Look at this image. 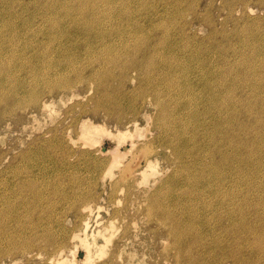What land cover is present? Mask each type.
Instances as JSON below:
<instances>
[{
  "label": "rangeland",
  "instance_id": "rangeland-1",
  "mask_svg": "<svg viewBox=\"0 0 264 264\" xmlns=\"http://www.w3.org/2000/svg\"><path fill=\"white\" fill-rule=\"evenodd\" d=\"M16 1L0 0V264H233L230 254L237 248L235 235L249 234L254 238V234L246 227L236 231L234 224L239 223L241 216L245 215L246 222L255 232L264 228V0ZM261 1L263 2L260 3ZM50 3L56 7V11L62 12L61 16L67 10V14L73 13L74 18L65 16L55 23L52 20L49 22V17L45 20L40 13L45 11ZM190 3L195 6L192 8ZM100 4L104 8H101ZM95 7L97 12H94ZM105 8L112 11V16H104L103 19L98 9L104 11ZM77 15L80 17L77 18ZM31 26L33 29L29 30ZM139 38L142 40L139 41ZM133 59L139 64H147L149 59V66L154 69L153 72L150 70L152 79L162 81L158 85L162 86L161 91L158 88L159 92H156L154 81L149 83L145 78L149 71L135 65ZM32 62L35 64H31ZM21 67L26 70L21 71ZM45 69L47 72L53 70L51 73H44L46 77L44 74L38 78L32 77V72H44ZM110 72L112 74H109ZM93 73L95 76H92ZM103 73H107L104 78L106 81L103 80L107 83L106 88L100 78ZM160 76L162 78L159 80ZM163 79L169 80L167 89H164L166 86L163 85ZM156 93L160 98H164L162 101H170L169 110L174 115L173 119L168 118L169 126L167 119L165 122V118L158 115L161 108H157L155 100L159 99V95ZM35 99H38V103L34 102ZM44 100H53L54 103L50 109L42 111L39 104ZM83 121L87 124H98L95 130L99 134L92 144L86 143L82 135ZM137 126L143 130L141 131L144 135L140 137V134L136 133L138 138L135 134L133 137L127 136L124 140L118 139V132L127 129L133 132ZM184 129L188 132L180 136ZM50 136H56L58 140ZM169 136L181 147L178 155L174 152L170 139L164 140V137L167 139ZM120 143L122 145H119ZM152 143L155 150L149 155L156 160L155 169L148 165L146 151L142 149L145 144ZM104 147L107 150L105 152L101 150ZM128 147L130 152L123 153ZM118 153L121 161L114 166V175H105L104 170ZM229 157L232 158L231 162ZM195 169L200 174H197ZM31 185L35 189L31 188ZM200 199H204V204L198 202ZM88 202L93 211L84 209V204ZM234 210L240 213H232L234 216L231 217L227 215ZM219 214H222L220 219ZM85 217L89 219L88 232L91 241H96L98 245H107L103 255H94L90 260H85L87 249L82 242L74 238L75 231H79L83 226ZM165 217L168 221H165ZM188 221H191V224ZM106 226L107 234H114L107 243L105 237L99 233V230H104ZM188 228L192 230L193 237L184 234ZM59 244L63 246L58 248ZM245 254L241 255L245 256L247 264H264V256H257L255 252Z\"/></svg>",
  "mask_w": 264,
  "mask_h": 264
},
{
  "label": "bare ground",
  "instance_id": "bare-ground-1",
  "mask_svg": "<svg viewBox=\"0 0 264 264\" xmlns=\"http://www.w3.org/2000/svg\"><path fill=\"white\" fill-rule=\"evenodd\" d=\"M14 1V0H13ZM16 1V0H15ZM32 1V0H31ZM42 1V0H41ZM46 1V0H45ZM48 1V0H47ZM65 2H66V0H64ZM77 0H75V2H76ZM82 1V0H81ZM104 1V0H103ZM123 1V0H122ZM122 1H120V2H122ZM125 1V0H124ZM131 1V0H130ZM135 1V0H134ZM166 1H168V0H166ZM172 1H174V0H172ZM182 1V0H181ZM199 1H201V0H199ZM241 1H243V0H241ZM246 1V0H245ZM250 1V0H249ZM258 1V0H257ZM17 2V1H16ZM38 2H39V0H38ZM49 2H51V1H49ZM54 2V1H53ZM61 2V1H60ZM71 2V1H70ZM74 2V1H73ZM72 2V3H73ZM91 2V1H90ZM89 2V3H90ZM98 2V1H97ZM106 2V1H105ZM108 2V1H107ZM129 2V1H128ZM151 2V1H150ZM163 2V1H162ZM170 2V1H169ZM168 2V3H169ZM193 2H195V1H193ZM247 2H248V0H247ZM263 1H261L260 3H262ZM11 3H13L12 1H11ZM31 3V2H30ZM37 3V2H36ZM47 3V2H46ZM62 3V2H61ZM80 3H82V2H80ZM79 3V4H80ZM88 3V2H87ZM95 3V2H94ZM100 3V2H99ZM116 3V2H115ZM123 3V2H122ZM132 3V2H131ZM130 3V4H131ZM148 3V2H147ZM156 3V2H155ZM160 3H161V1H160ZM159 3V4H160ZM231 2H229V4H230ZM25 4V3H24ZM27 4H28V2H27ZM51 4V3H50ZM68 4V3H67ZM96 4V3H95ZM118 4V3H117ZM179 4V6H180V3H178ZM191 4V3H190ZM233 4V3H232ZM9 5V4H8ZM17 5V4H16ZM15 5V6H16ZM41 5V4H40ZM43 5V4H42ZM63 5V4H62ZM74 5H75V3H74ZM105 5V4H104ZM103 5V6H104ZM110 5V4H109ZM114 5V4H113ZM112 5V6H113ZM119 6H120V4H118ZM123 5H124V3H123ZM161 5V4H160ZM168 5V4H167ZM172 5V4H171ZM194 5V4H193ZM248 5V4H247ZM1 6V5H0ZM14 6V7H15ZM31 6V5H30ZM38 6V5H37ZM45 6V5H44ZM43 6V7H44ZM100 6H101V4H100ZM107 6H108V4H107ZM114 6H116V4L114 5ZM126 6V5H125ZM163 6V5H162ZM195 6V5H194ZM194 6H192V4H191V7L193 8ZM198 6V5H197ZM232 6V5H231ZM17 7V6H16ZM65 7V6H64ZM80 7V6H79ZM86 7V6H85ZM89 7V6H88ZM106 7V6H105ZM111 7V6H110ZM129 7H131V6H129ZM133 7V6H132ZM143 7V6H142ZM145 7V6H144ZM147 7V6H146ZM190 7V6H189ZM204 8H205V6H203ZM230 7V6H229ZM236 7V6H235ZM2 8V7H1ZM18 8V7H17ZM16 8V9H17ZM101 8H104V7H102L101 6ZM114 8V7H113ZM118 8V7H117ZM134 8V7H133ZM150 8V7H149ZM152 8V7H151ZM155 8V7H154ZM167 8H169V7H167ZM171 8V7H170ZM177 8V7H176ZM184 8H186V7H184ZM199 8V7H198ZM211 8V7H210ZM252 8V7H251ZM9 9V8H8ZM19 9V8H18ZM23 9V8H22ZM130 9V8H129ZM135 9V8H134ZM147 9V8H146ZM146 9H144V10H146ZM191 9V8H190ZM208 9V8H207ZM240 9V8H239ZM247 9V8H246ZM5 10V9H4ZM44 10V9H43ZM114 10H115V8H114ZM143 10V9H142ZM149 10V9H148ZM147 10V11H148ZM202 10V9H201ZM232 10V9H231ZM234 10V9H233ZM19 11V10H18ZM22 11V10H21ZM40 11V10H39ZM67 10H65V12H64V14H63V16H61L62 15V12L59 10V12L58 11H56V7L55 6H53V4H51V5H49V6H47L46 8H45V11H43L42 13H40V15H41V17L42 18H44L45 20H47V18L49 17V22L52 20V22L54 21V23H55V21L57 22V21H61L60 19H63V18H65V16L67 17V18H69V19H73L74 18V14L72 13V14H67V12H66ZM80 11V10H79ZM97 12V7H95L94 8V12ZM162 11V10H161ZM184 11V10H183ZM182 11V12H183ZM188 11V10H187ZM194 11H195V9H194ZM193 11V12H194ZM244 11V10H243ZM28 12H30V11H28ZM56 12V13H55ZM93 12V13H94ZM98 12H100V17L101 18H103L104 19V16H106L105 18H107V16H112L111 15V12L109 11V8H105L104 9V11H99V9H98ZM126 12V11H125ZM145 12V11H144ZM192 12V11H191ZM208 12V11H207ZM233 12V11H232ZM232 12H230V13H232ZM5 13V12H4ZM61 13V14H60ZM130 13H132V12H130ZM148 13H149V11H148ZM158 13V12H157ZM198 13V12H197ZM233 13H235V12H233ZM232 13V14H233ZM79 14V13H78ZM86 14V13H85ZM99 14V13H98ZM127 14H129V13H127ZM138 14H139V12H138ZM168 14H170V13H168ZM21 15V14H20ZM51 15H54V17H52ZM80 15V14H79ZM93 15V14H92ZM96 15V14H95ZM94 15V16H95ZM122 15V14H121ZM143 15V14H142ZM142 15H141V17H142ZM162 15V14H161ZM206 15V14H205ZM244 15V14H243ZM153 16V15H152ZM260 16V15H259ZM17 17V16H16ZM80 16H78L77 15V18H79ZM114 17V16H113ZM128 17V16H127ZM144 17V16H143ZM204 17V16H203ZM211 17H212V14H211ZM14 18V17H13ZM83 18H84V16H83ZM87 18H88V16H87ZM132 18V17H131ZM153 18V17H152ZM169 18H171V16L169 17ZM249 18H250V16H249ZM7 19V18H6ZM11 19V18H10ZM38 19V18H37ZM212 19V18H211ZM236 19V18H235ZM30 20V19H29ZM39 20V19H38ZM91 20H92V18H91ZM123 20V19H122ZM125 20V19H124ZM129 20V19H128ZM139 20V19H138ZM153 20V19H152ZM161 20V19H160ZM184 20V19H183ZM186 20V19H185ZM204 20V19H203ZM206 20V19H205ZM212 20H214V19H212ZM225 20V19H224ZM223 20V21H224ZM237 20H239L238 18H237ZM245 20V19H244ZM258 20V19H257ZM32 21V20H31ZM111 21V20H110ZM173 21V20H172ZM195 21V20H194ZM193 21V22H194ZM219 21V20H218ZM222 21V20H221ZM248 21V20H247ZM264 21V20H263ZM37 22H40V21H37ZM52 22H51V24H52ZM79 22V21H78ZM122 22H124V21H122ZM129 22V21H128ZM169 22H170V20H169ZM174 22V21H173ZM227 22V21H226ZM226 22H225V24H226ZM234 22V21H233ZM240 22V21H239ZM18 23V22H17ZM23 23V22H22ZM28 23V22H27ZM43 23V22H42ZM84 23V22H83ZM95 23V22H94ZM120 23V22H119ZM139 23V22H138ZM167 23V22H166ZM223 23V22H222ZM41 24V23H40ZM50 24V23H49ZM59 24V23H58ZM124 24V23H123ZM134 24V23H133ZM155 24V23H154ZM159 24V23H158ZM168 24V23H167ZM169 24H171V23H169ZM172 24H174V23H172ZM171 24V25H172ZM184 24V23H183ZM186 24V23H185ZM199 24V23H198ZM243 24V23H242ZM261 24V23H260ZM20 25V24H19ZM36 25V24H35ZM57 25V24H56ZM137 25V24H136ZM178 25V24H177ZM180 25V24H179ZM187 25V24H186ZM235 24H233V26H234ZM130 26V25H129ZM146 26V25H145ZM159 26V25H158ZM164 26V25H163ZM188 26V25H187ZM227 26V25H226ZM240 26V25H239ZM244 26V25H243ZM250 26V25H249ZM252 26V25H251ZM257 26H258V24H257ZM5 27V26H4ZM37 27V26H36ZM39 27V26H38ZM49 27V26H48ZM54 27V26H53ZM123 27V26H122ZM125 27V26H124ZM161 27V26H160ZM186 27V26H185ZM255 27V26H254ZM148 28V27H147ZM178 28V27H177ZM7 29V28H6ZM31 29H33V27L31 26V27H29V30H31ZM36 29V28H35ZM47 29V28H46ZM117 29V28H116ZM135 29V28H134ZM154 29V28H153ZM191 29V28H190ZM197 29V28H196ZM239 29V28H238ZM242 29V28H241ZM250 29V28H249ZM253 29V28H252ZM15 30V29H14ZM50 30V29H49ZM56 30V29H55ZM132 30V29H131ZM137 30V29H136ZM147 30V29H146ZM183 30V29H182ZM223 30V29H222ZM230 30V29H229ZM12 31V30H11ZM74 31V30H73ZM125 31H127V30H125ZM169 31V30H168ZM177 31H178V29H177ZM185 31V30H184ZM191 31H193V30H191ZM209 31V30H208ZM236 31V30H235ZM13 32H15V31H13ZM21 32V31H20ZM35 32V31H34ZM129 32H131V31H129ZM157 32V31H156ZM224 32H226L225 31V29H224ZM244 32V31H243ZM5 33H7V32H5ZM71 33V32H70ZM69 33V34H70ZM147 33V32H146ZM150 33H152V32H150ZM154 33V32H153ZM166 33H167V31H166ZM170 33V32H169ZM176 33V32H175ZM180 33V32H179ZM210 33V32H209ZM221 33V32H220ZM239 33V32H238ZM245 33H246V31H245ZM1 34V33H0ZM43 34H44V32H43ZM50 34H51V32H50ZM76 34V33H75ZM134 34V33H133ZM137 34V33H136ZM139 34V33H138ZM142 34V33H141ZM145 34V33H144ZM148 34V33H147ZM184 34V33H183ZM192 34V33H191ZM198 34V33H197ZM217 33H215V35H216ZM234 34V33H233ZM8 35V34H7ZM46 35H48V34H46ZM52 35H53V33H52ZM72 35V34H71ZM73 35H74V33H73ZM112 35V34H111ZM156 35V34H155ZM172 35V34H171ZM185 35V34H184ZM187 35V34H186ZM189 35V34H188ZM206 35V34H205ZM214 35V36H215ZM245 35V34H244ZM248 35V34H247ZM246 35V36H247ZM254 35V34H253ZM258 35V34H257ZM21 36H22V34H21ZM55 36V35H54ZM85 36H87V35H85ZM91 36H93V35H91ZM124 36V35H123ZM149 36H151V35H149ZM149 36H148V38H149ZM166 36V35H165ZM164 36V37H165ZM203 36V35H202ZM210 36V35H209ZM213 36V37H214ZM230 36V35H229ZM12 37V36H11ZM41 37V36H40ZM76 37V36H75ZM137 37V36H136ZM154 37V36H153ZM152 37V38H153ZM160 37V36H159ZM163 37V36H162ZM172 37V36H171ZM220 37V36H219ZM233 37V36H232ZM6 38H7V36H6ZM5 38V39H6ZM10 38V37H9ZM49 38V37H48ZM50 38H52V37H50ZM92 38V37H91ZM144 38V37H143ZM147 38V39H148ZM173 38H174V36H173ZM187 38V37H186ZM210 38V37H209ZM217 38V37H216ZM221 38V37H220ZM225 38V37H224ZM3 39V38H2ZM16 39V38H15ZM25 39V38H24ZM40 39V38H39ZM46 39V38H45ZM140 39V38H139ZM145 39V38H144ZM195 39V38H194ZM214 39H215V37H214ZM241 39V38H240ZM49 40V39H48ZM90 40V39H89ZM142 39H140L139 41H141ZM152 40V39H151ZM177 40V39H176ZM206 40V39H205ZM218 40V39H217ZM5 41V40H4ZM8 41H9V39H8ZM148 41V40H147ZM153 41H154V39H153ZM183 41V40H182ZM186 41H189V40H186ZM13 42V41H12ZM11 42V43H12ZM158 42H160V41H158ZM201 42V41H200ZM246 42V41H245ZM50 43V42H49ZM143 43V42H142ZM145 43V42H144ZM147 43V42H146ZM151 43V42H150ZM154 43V42H153ZM161 43H163V41L161 40ZM160 43V44H161ZM183 43H185V42H183ZM248 43V42H247ZM264 43V42H263ZM15 44V43H14ZM31 44V43H30ZM41 44V43H40ZM47 44V43H46ZM45 44V45H46ZM155 44V43H154ZM180 44V43H179ZM208 44V43H207ZM210 44V43H209ZM242 44V43H241ZM240 44V45H241ZM243 44H246V43H243ZM23 45V44H22ZM39 45V44H38ZM92 45V44H91ZM138 45V44H137ZM140 45V44H139ZM138 45V46H139ZM152 45V44H151ZM156 45V44H155ZM157 45H159V44H157ZM192 45V44H191ZM251 45V44H250ZM14 46V45H13ZM43 46V45H42ZM41 46V47H42ZM49 46V45H48ZM141 46V45H140ZM145 46V45H144ZM170 46V45H169ZM178 46V45H177ZM252 46H254V45H252ZM148 47H150V46H148ZM155 47V46H154ZM153 47V48H154ZM173 47V46H172ZM185 47V46H184ZM192 47H194V46H192ZM244 47V46H243ZM43 48V47H42ZM51 48V47H50ZM53 48V47H52ZM76 48V47H75ZM94 48V47H93ZM92 48V49H93ZM145 48V47H144ZM156 48V47H155ZM181 48V47H180ZM189 48V47H188ZM203 48V47H202ZM29 49V48H28ZM67 49V48H66ZM80 49V48H79ZM89 49V48H88ZM3 50H5V49H3ZM7 50V49H6ZM34 50H36V49H34ZM82 50V49H81ZM138 50V49H137ZM156 50H158V49H156ZM175 51H176V49H174ZM202 50V49H201ZM244 50V49H243ZM1 51V50H0ZM8 51V50H7ZM12 51V50H11ZM39 51V50H38ZM79 51V50H78ZM93 51V50H92ZM128 51V50H127ZM161 51V50H160ZM166 51V50H165ZM158 52V51H157ZM181 52V51H180ZM77 53V52H76ZM81 53V52H80ZM94 53H96V52H94ZM117 53V52H116ZM137 53H138V51H137ZM154 53V52H153ZM166 53V52H165ZM91 54V53H90ZM149 54V53H148ZM152 54V53H151ZM184 54V53H183ZM250 54V53H249ZM138 55V54H137ZM155 55V54H154ZM158 55V54H157ZM163 55H165V54H163ZM172 55V54H171ZM191 55V54H190ZM34 56V55H33ZM80 56H81V54H80ZM98 56V55H97ZM101 56V55H100ZM103 56V55H102ZM133 56H136V55H133ZM167 56V55H166ZM255 56H256V54H255ZM1 57V56H0ZM99 57V56H98ZM152 57H155V56H153L152 55ZM160 57V56H159ZM171 57V56H170ZM32 58V57H31ZM35 58V57H34ZM59 58V57H58ZM65 58V57H64ZM133 58V57H132ZM167 59H168V57H166ZM239 58V57H238ZM48 59V58H47ZM81 59V58H80ZM88 59V58H87ZM91 57H90V61H91ZM140 59V58H139ZM153 59V58H152ZM151 59V60H152ZM182 59V58H181ZM32 60H34V59H32ZM43 60V59H42ZM86 60V59H85ZM105 60V59H104ZM134 60V59H133ZM132 60V61H133ZM174 60V59H173ZM180 60V59H179ZM258 60V59H257ZM263 60V59H262ZM1 61V60H0ZM5 61V60H4ZM49 61V60H48ZM102 61H103V58H102ZM135 61V60H134ZM137 61V60H136ZM135 61V62H136ZM34 62H35V60H34ZM37 62V61H36ZM134 62V64L135 65H137L138 67H141L142 68V70H144V71H149V75H148V73L146 74V75H148L147 77H145L148 81H149V83H151V82H153L154 81V79H152V73L150 72V70H152V72H153V68L152 67H150L149 65V59H148V62H147V64H143V63H140L139 64V62L137 63H135ZM146 62V61H145ZM152 62V61H151ZM157 62V61H156ZM155 62V63H156ZM159 62V61H158ZM80 63V62H79ZM165 63V62H164ZM181 63V62H180ZM186 63V62H185ZM262 63V62H261ZM264 63V62H263ZM31 64H35V63H31ZM42 64V63H41ZM74 64H75V62H74ZM98 64V63H97ZM130 64V63H129ZM1 65V64H0ZM46 65V64H45ZM48 65H50V64H48ZM90 65H92V64H90ZM104 65V64H103ZM153 65H154V63H153ZM156 65V64H155ZM71 66V65H70ZM74 66V65H73ZM72 66V67H73ZM105 66V65H104ZM130 66V65H129ZM165 66V65H164ZM167 66V65H166ZM170 66H172V65H170ZM181 66V65H180ZM226 66V65H225ZM230 66V65H229ZM37 67V66H36ZM47 67V66H46ZM64 67V66H63ZM66 67V66H65ZM92 67L94 68V66L92 65ZM167 67H169V66H167ZM39 68V67H38ZM50 68H52V67H50ZM55 68H56V66H55ZM97 68V67H96ZM98 68H100L99 66H98ZM97 68V69H98ZM158 68V67H157ZM156 68V69H157ZM165 68V67H164ZM232 68V67H231ZM1 69V68H0ZM34 69V68H33ZM40 69V68H39ZM39 69H37V70H39ZM47 69V68H46ZM45 69V71L44 72H37V71H34V72H32L31 73V75H32V77L33 78H38V77H40V75L41 76H43V74L44 73H48V72H52V70L51 71H48L47 72V70ZM57 69V68H56ZM63 69V68H62ZM73 69V68H72ZM79 69V68H78ZM92 69V68H91ZM140 69V68H139ZM148 69V70H147ZM161 69V68H160ZM170 69V68H169ZM176 69H177V67H176ZM180 69V68H179ZM3 70V69H2ZM21 71H25L26 70V68L25 67H21V69H20ZM59 70V69H58ZM95 70V69H94ZM141 70V69H140ZM168 70V69H167ZM185 70V69H184ZM77 71V70H76ZM80 71V70H79ZM82 71V70H81ZM101 71V70H100ZM113 71V70H112ZM127 71V70H126ZM137 71V70H136ZM156 71V70H155ZM172 71V70H171ZM170 71V72H171ZM176 71V70H175ZM181 71H183V69L181 70ZM249 71V70H248ZM251 71V70H250ZM84 72V71H83ZM103 72V71H102ZM130 72V71H129ZM164 72V71H163ZM168 72V71H167ZM191 72V71H190ZM49 73V74H50ZM67 73V72H66ZM78 73H80V72H78ZM99 73V72H98ZM138 73V72H137ZM136 73V74H137ZM141 73V72H140ZM158 73V72H157ZM161 73H162V71H161ZM169 73V72H168ZM184 73V72H183ZM9 74V73H8ZM12 74V73H11ZM24 74V73H23ZM57 74V73H56ZM55 74V75H56ZM61 74V73H60ZM83 74V73H82ZM109 74H112L111 72L109 73ZM109 74H108V76H109ZM139 74V73H138ZM174 74V73H173ZM0 75H1V73H0ZM79 75V74H78ZM92 75V74H91ZM106 75H107V73H103L101 76H100V78H101V81L103 82V80H104V78L106 77ZM125 75V74H124ZM135 75V74H134ZM155 75H156V73H155ZM158 75H159V73H158ZM171 75V74H170ZM183 75V74H182ZM181 75V76H182ZM185 75V74H184ZM252 75V74H251ZM255 75V74H254ZM29 76V75H28ZM77 76V75H76ZM92 76H95L94 75V73H93V75ZM123 76V75H122ZM135 76H137V75H135ZM157 76V75H156ZM163 76V75H162ZM173 76V75H172ZM44 77H46L45 76V74H44ZM58 77V76H57ZM87 77H89V76H87ZM115 77V76H114ZM130 77V76H129ZM144 77V76H143ZM154 77V76H153ZM158 77V76H157ZM165 77V76H164ZM163 77V78H164ZM167 77V76H166ZM180 77V76H179ZM222 77V76H221ZM13 78V77H12ZM49 78V77H48ZM80 78V77H79ZM90 78V77H89ZM117 78V77H116ZM162 77L160 76V78H159V80L161 79ZM169 78V77H168ZM188 78V77H187ZM227 78V77H226ZM76 79V78H75ZM99 79V78H98ZM111 79V78H110ZM118 79V78H117ZM120 79V78H119ZM165 79V78H164ZM163 79V80H164ZM170 79V78H169ZM175 79V78H174ZM177 79V78H176ZM175 79V80H176ZM190 79H191V77H190ZM8 80V79H7ZM36 80V79H35ZM158 80V79H157ZM188 80V79H187ZM198 80V79H197ZM104 81H106V80H104ZM120 81H121V79H120ZM169 81V80H168ZM167 80L165 81L164 80V86H166V87H164V89L166 88L167 89V86H169V82H168ZM180 81V80H179ZM194 81V80H193ZM119 82V81H118ZM141 82V81H140ZM157 81H154V85H155V89H156V92H159L157 89L159 88H162V86L161 87H159L158 85L159 84H161V80L160 81H158L157 83H156ZM172 82V81H171ZM182 82V81H181ZM184 82V81H183ZM3 83V82H2ZM14 82H12V84H13ZM68 83H70V82H68ZM104 83V82H103ZM175 83V82H174ZM188 83V82H187ZM47 84V83H46ZM71 84V83H70ZM69 84V85H70ZM72 84H75V83H72ZM105 85H104V87L106 88V86H107V83H104ZM176 84V83H175ZM175 84H172V85H175ZM203 84V83H202ZM257 84V83H256ZM27 85V84H26ZM25 85V86H26ZM64 85V84H63ZM139 85H141V84H139ZM171 85V84H170ZM171 85V86H172ZM177 85V84H176ZM204 85H206V84H204ZM5 86V85H4ZM88 86V85H87ZM99 86V85H98ZM125 86V85H124ZM146 86V85H145ZM149 86V85H148ZM32 87H34V86H32ZM60 87V86H59ZM64 87V86H63ZM69 87V86H68ZM89 87V86H88ZM104 87H102V88H104ZM121 87V86H120ZM143 87H144V85H143ZM184 87V86H183ZM189 87H190V85H189ZM199 87V86H198ZM207 87V86H206ZM250 87V86H249ZM255 87V86H254ZM21 88V87H20ZM27 88V87H26ZM31 88V87H30ZM42 88H44V87H42ZM56 88V87H55ZM67 88V87H66ZM86 88V87H85ZM245 88H247V87H245ZM1 89V88H0ZM6 89V88H5ZM16 89V88H15ZM41 89V88H40ZM39 89V90H40ZM46 89V88H45ZM49 89V88H48ZM57 89H59V88H57ZM61 89V88H60ZM89 89V88H88ZM122 89H124V87L122 88ZM127 89V88H126ZM144 89H145V87H144ZM9 90V89H8ZM19 90V89H18ZM39 90H37V91H39ZM42 90H44V89H42ZM64 90H66V89H64ZM68 90V89H67ZM71 90H72V88H71ZM90 90V89H89ZM110 90V89H109ZM119 90V89H118ZM188 90V89H187ZM12 91V90H11ZM20 91V90H19ZM25 91V90H24ZM45 91V90H44ZM48 92H49V90H47ZM143 91V90H142ZM145 91V90H144ZM155 91V90H154ZM160 91H161V89H160ZM174 91V90H173ZM255 91H256V89H255ZM260 91H261V89H260ZM22 92V91H21ZM32 92V91H31ZM47 92V93H48ZM52 92V91H51ZM72 92V91H71ZM78 92V91H77ZM126 92V91H125ZM148 92V91H147ZM150 92V91H149ZM172 92V91H171ZM229 92V91H228ZM3 93V92H2ZM8 93V92H7ZM14 93H15V91H14ZM34 93V92H33ZM40 93V92H39ZM60 93V92H59ZM82 93V92H81ZM124 93V92H123ZM152 93V92H151ZM155 93V92H154ZM166 93V92H165ZM174 93V92H173ZM200 93V92H199ZM18 94V93H17ZM50 94V93H49ZM67 94H68V92H67ZM87 94V93H86ZM111 94V93H110ZM157 94V93H156ZM164 94V93H163ZM248 94V93H247ZM10 95V94H9ZM13 95V94H12ZM19 95H20V92H19ZM26 95V94H25ZM32 95V94H31ZM34 95V94H33ZM41 95H42V92H41ZM51 95V94H50ZM65 95H66V93H65ZM73 95H74V93H73ZM112 95V94H111ZM150 95V94H149ZM157 95H159V94H157ZM156 95V96H157ZM168 95H169V93H168ZM174 95V94H173ZM183 95V94H182ZM204 95V94H203ZM228 95V94H227ZM4 96V95H3ZM7 96V95H6ZM18 96V95H17ZM22 96V95H21ZM68 96V95H67ZM114 96V95H113ZM117 96V95H116ZM155 96V97H156ZM205 96V95H204ZM224 96V95H223ZM5 97V96H4ZM9 97V96H8ZM16 97V96H15ZM103 97H104V95H103ZM118 97V96H117ZM123 97V96H122ZM147 97V96H146ZM162 97V96H161ZM174 97V96H173ZM36 98V97H35ZM52 98V97H51ZM90 98V97H89ZM149 98V97H148ZM101 99V98H100ZM146 99V98H145ZM155 99V98H154ZM160 99V100H159ZM159 99L157 98L156 100H155V102H157V108L158 107H160L161 108V113H159L158 115H160L162 118H165V120H163L162 118V120L163 121H165L166 122V119H167V121L168 122H166L167 124H168V126L170 125L169 123V120H168V118H172V116L174 115H172L171 114V110H169V102L170 101H168V103L166 102V100H164V101H162V99H164V98H160V95H159ZM165 99H166V95H165ZM178 99V98H177ZM241 99V98H240ZM2 100V99H1ZM0 100V101H1ZM60 100V99H59ZM102 100V99H101ZM170 100V99H169ZM199 100V99H198ZM22 101V100H21ZM38 101V99H35L34 100V102H37ZM42 101V100H41ZM115 101V100H114ZM144 101V100H143ZM192 101H194V100H192ZM226 101V100H225ZM32 102V101H31ZM30 102V103H31ZM117 102V101H116ZM135 102H136V100H135ZM155 102H153L154 104H155ZM172 102V101H171ZM176 102V101H175ZM223 102V101H222ZM246 102V101H245ZM27 103H29V102H27ZM26 103V104H27ZM38 103V102H37ZM54 103V101L53 100H51V101H48V100H44L42 103H40L39 104V107H40V109H42V111H44V110H47V109H50V106H51V104H53ZM105 103V102H104ZM140 103H141V101H140ZM173 103V102H172ZM187 103V102H186ZM225 103V102H224ZM242 103V102H241ZM1 104V103H0ZM79 104H80V102H79ZM83 104V103H82ZM90 104V103H89ZM100 104V103H99ZM113 104H115V103H113ZM120 104V103H119ZM183 104V103H182ZM193 104V103H192ZM203 104V103H202ZM74 105H76V103L74 104ZM124 105V104H123ZM176 105V104H175ZM180 105V104H179ZM12 106V105H11ZM26 105H24V107H25ZM31 106V105H30ZM29 106V107H30ZM71 106H73V105H71ZM83 106V105H82ZM85 106H86V103H85ZM106 106H108V105H106ZM113 106V105H112ZM137 106V105H136ZM153 106V105H152ZM174 106V105H173ZM183 106V105H182ZM189 106V105H188ZM1 107H3V106H1ZM9 107V106H8ZM16 107H17V105H16ZM16 107H14V108H16ZM28 107V106H27ZM26 107V108H27ZM76 107V106H75ZM113 107H116V106H113ZM118 107V106H117ZM122 107V106H121ZM156 107V106H155ZM175 107H177L178 108V106H175ZM199 107V106H198ZM248 107V106H247ZM11 108H13V107H11ZM34 108V107H33ZM73 108V107H72ZM83 108V107H82ZM126 108V107H125ZM142 108V107H141ZM176 108V109H177ZM253 108V107H252ZM17 109V108H16ZM21 109V108H20ZM25 109V108H24ZM31 109H32V107H31ZM35 109V108H34ZM39 109V110H40ZM81 109V108H80ZM85 109V108H84ZM83 109V110H84ZM136 109H137V107H136ZM171 109V108H170ZM75 110H77V109H75ZM82 110V109H81ZM87 110V109H86ZM132 110V109H131ZM188 110V109H187ZM201 110V109H200ZM219 110V109H218ZM14 112H15V110H13ZM17 111V110H16ZM21 111V110H20ZM23 111V110H22ZM69 111V110H68ZM74 111V110H73ZM91 111V110H90ZM138 111H139V109H138ZM152 111V110H151ZM173 111V110H172ZM178 111V110H177ZM194 111V110H193ZM4 112H6V111H3V113ZM27 112V111H26ZM113 112V111H112ZM120 112V111H119ZM131 112V111H130ZM129 112V113H130ZM44 113V112H43ZM85 113V112H84ZM126 113V112H125ZM134 113H135V111H134ZM142 113H144V112H142ZM156 113V112H155ZM176 113V112H175ZM181 113V112H180ZM183 113V112H182ZM8 114H9V112H8ZM23 114V113H22ZM25 114V113H24ZM79 114V113H78ZM82 114V113H81ZM87 114V113H86ZM140 114V113H139ZM149 114V113H148ZM147 114V115H148ZM177 114V113H176ZM43 115V114H42ZM54 115V114H53ZM64 115H65V113H64ZM70 115H71V113H70ZM125 116H126V114H124ZM153 115V114H152ZM156 115V114H155ZM154 115V116H155ZM177 115H179V114H177ZM26 116V115H25ZM29 116V115H28ZM145 116H146V114H145ZM182 117H183V114L181 115ZM202 116V115H201ZM4 117V116H3ZM11 117V116H10ZM15 117V116H14ZM153 117V116H152ZM13 118V117H12ZM45 118V117H44ZM121 118V117H120ZM127 118V117H126ZM135 118V117H134ZM175 118V117H174ZM181 118V117H180ZM179 118V119H180ZM203 118V117H202ZM5 119V118H4ZM173 119V118H172ZM8 120H9V118H8ZM20 120V119H19ZM71 120V119H70ZM124 120V119H123ZM139 120V119H138ZM155 120V119H154ZM176 120H178V119H176ZM208 120V119H207ZM23 121V120H22ZM75 121V120H74ZM79 121V120H78ZM77 121V122H78ZM130 121V120H129ZM132 121V120H131ZM196 121H197V119H196ZM16 122V121H15ZM84 122V121H83ZM188 122V121H187ZM186 122V123H187ZM190 122H191V120H190ZM194 122H195V120H194ZM209 122H211V121H209ZM39 123V122H38ZM74 123V122H73ZM173 123V122H172ZM185 123V122H184ZM207 123H208V121H207ZM216 123V122H215ZM139 124V123H138ZM175 124V123H174ZM195 124V123H194ZM221 124V123H220ZM60 125V124H59ZM68 125V124H67ZM79 125V124H78ZM83 125V131H82V135H83V137H84V139H85V142L86 143H89V144H92L94 141V138H96V135L97 134H99L95 129L98 127V124H87L86 123V121L82 124ZM131 125V124H130ZM193 125V124H192ZM217 125V124H216ZM127 127H128V125H126ZM195 126V125H194ZM200 126V125H199ZM202 126V125H201ZM205 126V125H204ZM5 127V126H4ZM9 127V126H8ZM69 127V126H68ZM124 127V126H123ZM159 127V126H158ZM162 127V126H161ZM171 128H176V126H170ZM182 127V126H181ZM185 127V126H184ZM189 127V126H188ZM59 128H61V127H59ZM133 128V127H132ZM179 128V127H178ZM186 128V127H185ZM190 128V127H189ZM194 128V127H193ZM123 129V128H122ZM197 129H199V128H197ZM196 129V130H197ZM222 129V128H221ZM221 129H219V130H221ZM11 130V129H10ZM142 129H140L139 128V126H137L134 130H133V132H131L130 130H126V131H120V132H118V134H117V137H118V139L120 138V140H124L127 136L129 137V135L130 136H134L136 133H139L140 135V137H141V135H144V134H142V131H141ZM147 130H149V129H147ZM163 130V129H162ZM57 131V130H56ZM76 131V130H75ZM171 131V130H170ZM187 131V130H186ZM185 129L180 133L179 132V130L177 131V132H179L180 133V136H183V134H185ZM60 132V131H59ZM149 132V131H148ZM172 132V131H171ZM188 132V131H187ZM201 132H202V130H201ZM69 133V132H68ZM73 133V132H72ZM77 133V132H76ZM80 133V132H79ZM147 133V132H146ZM195 133H197V132H195ZM209 133H211L210 131H209ZM208 133V134H209ZM220 133L222 134V132L220 131ZM44 134H46V133H44ZM56 135H57V133H55ZM59 134V133H58ZM71 134V133H70ZM75 134V133H74ZM203 134V133H202ZM212 134V133H211ZM49 135V134H48ZM176 135V134H175ZM190 135V134H189ZM79 137H80V135H78ZM146 136V135H145ZM50 137H52V136H50ZM54 137V136H53ZM52 137V138H53ZM56 137V136H55ZM54 137V138H55ZM131 137V138H132ZM139 137V138H140ZM179 137V136H178ZM70 138V137H69ZM72 138V137H71ZM80 138H82V137H80ZM136 138H138L137 137V134H136ZM181 138V137H180ZM246 138V137H245ZM25 139V138H24ZM45 139V138H44ZM55 139H57L58 140V138H55ZM79 139V138H78ZM168 139H170V141H171V143H173L172 145H173V149H175V151L174 152H178L180 149L179 148H181L180 147V145H179V143L178 142H176L175 140L173 141V138H172V136H169L167 139L164 137V140H168ZM198 139V138H197ZM212 139H214V136H213V138ZM211 139V140H212ZM23 140V139H22ZM65 140H67V139H65ZM71 140V139H70ZM80 140V139H79ZM140 140V139H139ZM187 140V139H186ZM200 140V139H199ZM246 140V139H245ZM259 140V139H258ZM45 141V140H44ZM62 141V140H61ZM78 141V140H77ZM76 141V142H77ZM149 141V140H148ZM204 141V140H203ZM244 141V140H243ZM247 141V140H246ZM263 141V140H262ZM51 142V141H50ZM54 142V141H53ZM72 142V141H71ZM123 142V141H122ZM121 142V143H122ZM137 142V141H136ZM150 143H151V141H149ZM242 142V141H241ZM36 143V142H35ZM56 143V142H55ZM119 144V145H122V144ZM126 143V142H125ZM124 143V144H125ZM144 143H146V142H144ZM245 143V142H244ZM247 143V142H246ZM260 143V142H259ZM263 143V142H262ZM65 144V143H64ZM68 144V143H67ZM85 144V143H84ZM88 144V145H89ZM135 144V142L133 141V145ZM170 144V143H169ZM242 144V143H241ZM54 145V144H53ZM61 145V144H60ZM69 145V144H68ZM142 145V144H141ZM163 145V144H162ZM197 145V144H196ZM236 145H238V144H236ZM240 145V144H239ZM254 145V144H253ZM264 145V144H263ZM43 146V145H42ZM85 146V145H84ZM96 146V145H95ZM136 146H137V144H136ZM145 147H143L142 148V146H141V148L143 149V150H145L146 151V160H147V163H148V165H151V167H153L154 169L156 168L155 166V164H156V160H154L153 158H151L150 157V153L152 152V151H154L155 150V146L153 145V143L152 144H145L144 145ZM164 146V145H163ZM244 146V145H243ZM259 146V145H258ZM31 147V146H30ZM63 147V146H62ZM74 147V146H73ZM94 147V146H93ZM168 147V146H167ZM248 147V146H247ZM252 147V146H251ZM262 147V146H261ZM264 147V146H263ZM72 148V147H71ZM82 148V147H81ZM132 148V147H131ZM135 148V147H134ZM184 148V147H183ZM190 148V147H189ZM38 149V148H37ZM46 149V148H45ZM64 149V148H63ZM95 149V148H94ZM172 149V150H173ZM245 149H246V145H245ZM256 149V148H255ZM31 150V149H30ZM46 150H48V149H46ZM45 150V151H46ZM58 150V149H57ZM101 150H103L104 152L105 151H107L106 150V148L104 147L103 149H101ZM130 150V148L128 147L123 153H125L126 152V154H127V151H129ZM133 150V149H132ZM131 150V151H132ZM171 150V151H172ZM247 150H248V148H247ZM251 150V149H250ZM37 151V150H36ZM40 151V150H39ZM72 151L73 150H71V153H72ZM99 151H100V149H99ZM256 151V150H255ZM260 151V150H259ZM28 152V151H27ZM42 152V151H41ZM40 152V153H41ZM68 152L70 153V151L68 150ZM89 152V151H88ZM101 152V151H100ZM103 152V153H104ZM109 152V151H108ZM130 152V151H129ZM128 152V153H129ZM180 152V151H179ZM190 152V151H189ZM37 153V152H36ZM48 153V152H47ZM60 153V152H59ZM79 153V152H78ZM94 153V152H93ZM114 153V152H113ZM171 153V152H170ZM204 153V152H203ZM224 153V152H223ZM253 153H254V151H253ZM257 153V152H256ZM42 154V153H41ZM44 154V153H43ZM83 154V153H82ZM99 154V153H98ZM97 154V155H98ZM193 154V153H192ZM197 154H199L198 152H197ZM231 154V153H230ZM259 154V153H258ZM25 155V154H24ZM40 155V154H39ZM47 155H49V153L47 154ZM102 155H104V154H102ZM108 155H109V153H108ZM120 153H118V155H114V157H113V161L111 162L110 161V165L109 166H107V168L104 170V173H105V175H110V176H113L114 175V166H116V165H118L119 164V160H120ZM124 155V154H123ZM134 155V154H133ZM177 155H178V153H177ZM180 155V154H179ZM194 155V154H193ZM83 156V155H82ZM126 156V155H125ZM168 156H169V154H168ZM173 156V155H172ZM198 156V155H197ZM228 156V155H227ZM38 157H40V156H38ZM52 157V156H51ZM55 157V156H54ZM109 157V156H108ZM135 157H136V155H135ZM156 157V156H155ZM174 157H175V155H174ZM177 157V156H176ZM199 157V156H198ZM230 157H231V155H230ZM229 157V158H230ZM41 158V157H40ZM45 158V157H44ZM50 158V157H49ZM73 158V157H72ZM98 158V157H97ZM125 158V157H124ZM137 158V157H136ZM181 158V157H180ZM193 158V157H192ZM201 158V157H200ZM222 158V157H221ZM225 158V157H224ZM86 159V158H85ZM101 159V158H100ZM108 159V158H107ZM134 159V158H133ZM166 159V158H165ZM176 159V158H175ZM175 159H172V160H175ZM231 159L232 158H230L229 160H230V162H231ZM32 160V159H31ZM89 160V159H88ZM91 160V159H90ZM124 160V159H123ZM137 160V159H136ZM200 160V159H199ZM217 160V159H216ZM34 161V160H33ZM39 161V160H38ZM44 161V160H43ZM72 161V160H71ZM79 161H80V159H79ZM92 161V160H91ZM101 161V160H100ZM121 161V160H120ZM134 161V160H133ZM196 161V160H195ZM206 161H207V159H206ZM224 161V160H223ZM66 162V161H65ZM70 162V161H69ZM73 162V161H72ZM76 162V161H75ZM83 162V161H82ZM95 162H97V161H95ZM105 162H106V160H105ZM129 162V161H128ZM132 162V161H131ZM227 162V161H226ZM229 162V163H230ZM85 163V162H84ZM132 163H134V162H132ZM167 163V162H166ZM169 163V162H168ZM181 163V162H180ZM187 163H189V162H187ZM191 163H193V162H191ZM30 164V163H29ZM37 164V163H36ZM54 164V163H53ZM73 164V163H72ZM94 164V163H93ZM122 164V163H121ZM135 164V163H134ZM164 164V163H163ZM184 164V163H183ZM34 165V164H33ZM45 165V164H44ZM43 165V166H44ZM74 165V164H73ZM77 165V164H76ZM136 165V164H135ZM166 165V164H165ZM164 165V166H165ZM198 165V164H197ZM219 165V164H218ZM36 166V165H35ZM54 166V165H53ZM171 166V165H170ZM173 166V165H172ZM178 166V165H177ZM204 166H205V164H204ZM204 166H202V167H204ZM47 167V166H46ZM72 167V166H71ZM126 167H127V164H126ZM129 167H130V164H129ZM166 167V166H165ZM201 167V166H200ZM9 168V167H8ZM28 168V167H27ZM43 168V167H42ZM53 168V167H52ZM55 168V167H54ZM57 168V167H56ZM68 168V167H67ZM150 168V167H149ZM173 168V167H172ZM93 169V168H92ZM119 169H121V168H119ZM122 169H123V167H122ZM166 169V168H165ZM179 169H180V167H179ZM182 169V168H181ZM186 169V168H185ZM200 169V168H199ZM1 170V169H0ZM3 170H4V168H3ZM6 170V169H5ZM30 170V169H29ZM58 170V169H57ZM73 170V169H72ZM125 170H126V168H125ZM153 170V169H152ZM174 170V169H173ZM184 170V169H183ZM36 171V170H35ZM56 171V170H55ZM54 171V172H55ZM88 171V170H87ZM97 171H99V170H97ZM151 171V170H150ZM195 171H197L198 172V170H196L195 169ZM200 171V170H199ZM8 172V171H7ZM38 172V171H37ZM67 172H69V171H67ZM73 172V171H72ZM76 172V171H75ZM81 172V171H80ZM177 172H179V171H176V173ZM187 172V171H186ZM188 172H189V170H188ZM187 172V173H188ZM194 172V171H193ZM205 172V171H204ZM207 172V171H206ZM214 172V171H213ZM33 173H35V172H33ZM53 173V172H52ZM57 173V172H56ZM90 173H92V172H90ZM169 173V172H168ZM191 173V172H190ZM202 173H203V170H202ZM30 174V173H29ZM54 174V173H53ZM70 174H72V173H70ZM149 174H150V172H149ZM166 174V173H165ZM165 174H163V175H165ZM197 174H200L199 172L197 173ZM196 174V175H197ZM48 175H49V173H48ZM52 175V174H51ZM58 175V174H57ZM75 175V174H74ZM191 175V174H190ZM195 175V176H196ZM73 176V175H72ZM179 176H180V174H179ZM194 176V175H193ZM60 178H61V176H59ZM163 177V176H162ZM183 177V176H182ZM35 178V177H34ZM58 178V177H57ZM154 178V177H153ZM204 178V177H203ZM59 179V178H58ZM196 180H197V178H195ZM30 180V179H29ZM38 180V179H37ZM57 181V180H56ZM55 181V182H56ZM176 182V181H175ZM27 184V183H26ZM31 184V183H30ZM169 184V183H168ZM174 184V183H173ZM1 185V184H0ZM5 185V184H4ZM33 185V184H32ZM31 185V188L33 187ZM166 185V184H165ZM189 185V184H188ZM187 185V186H188ZM191 185V184H190ZM28 186V185H27ZM26 186V187H27ZM167 186V185H166ZM169 186H171V185H169ZM204 186V185H203ZM163 187H165V186H163ZM174 187V186H173ZM182 187V186H181ZM197 187H199V185L197 186ZM29 188H30V186H29ZM34 188V187H33ZM37 188V187H36ZM172 188V187H171ZM183 188V187H182ZM181 188V189H182ZM35 189V188H34ZM164 189V188H163ZM185 189V188H184ZM184 189H182V190H184ZM188 189V188H187ZM195 189V188H194ZM226 189V188H225ZM10 190V189H9ZM30 190V189H29ZM148 190V189H147ZM146 190V191H147ZM151 190V189H150ZM176 190V189H175ZM186 190V189H185ZM198 190V189H197ZM11 191V190H10ZM9 191V192H10ZM145 191V192H146ZM176 191H178V190H176ZM8 192V191H7ZM34 192V191H33ZM126 192H127V190H126ZM187 192H189V191H187ZM187 192H186V194H187ZM6 193V192H5ZM138 193H140V192H138ZM190 193V192H189ZM194 193V192H193ZM148 194H149V192H148ZM147 194V195H148ZM178 194V193H177ZM82 195V194H81ZM93 195H94V193H93ZM162 195V194H161ZM180 195V194H179ZM185 195V194H184ZM0 196H2V195H0ZM5 196H6V194H5ZM83 196V195H82ZM85 196H87V195H85ZM95 196V195H94ZM175 196V195H174ZM182 196V195H181ZM188 196V195H187ZM226 196V195H225ZM98 197V196H97ZM159 198H160V196H158ZM168 198V197H167ZM200 198V197H199ZM198 198V199H199ZM204 198V197H203ZM5 199H7V198H5ZM88 199V198H87ZM158 199V198H157ZM180 199H182V198H180ZM17 200V199H16ZM49 200V199H48ZM163 200V199H162ZM167 200V199H166ZM185 200V199H184ZM188 200V199H187ZM204 200V199H203ZM202 199H200V200H198V202L200 203V202H203V204H204V201H203ZM89 201V200H88ZM150 201V200H149ZM164 201V200H163ZM186 201V200H185ZM191 201H193V200H191ZM49 202V201H48ZM136 202H137V198H136ZM180 202V201H179ZM195 202V201H194ZM197 202V203H198ZM240 202V201H239ZM7 203V202H6ZM5 203V204H6ZM90 202H88V203H86V204H84V209H88V210H91V208L90 207H92L90 204H89ZM150 203H152V202H150ZM155 203H157V202H155ZM154 203V204H155ZM169 203V202H168ZM170 203H172L171 201H170ZM181 203H182V201H181ZM189 203V202H188ZM75 204V203H74ZM147 204H149L148 202H147ZM146 204V205H147ZM158 204V203H157ZM157 204H156V206H157ZM165 204V203H164ZM180 204V203H179ZM183 204V203H182ZM234 204V203H233ZM258 204V203H257ZM73 205V204H72ZM81 205V204H80ZM140 205V204H139ZM150 205V204H149ZM162 204H160V207H162L161 206ZM168 205V204H167ZM177 205V204H176ZM193 205H195V204H193ZM192 205V206H193ZM200 205V204H199ZM208 205H209V203H208ZM211 205V204H210ZM10 206V205H9ZM33 206V205H32ZM82 206V205H81ZM133 206V205H132ZM171 206V205H170ZM173 206V205H172ZM180 206V205H179ZM182 206V205H181ZM185 206V205H184ZM189 206V205H188ZM191 206V207H192ZM212 206V205H211ZM7 207V206H6ZM15 207V206H14ZM74 208H76L75 206H73ZM131 207V206H130ZM148 207V206H147ZM176 207V206H175ZM210 207V206H209ZM4 208V207H3ZM70 208H72V207H70ZM74 208H73V210H74ZM136 208V207H135ZM150 208V207H149ZM153 208V207H152ZM163 208V207H162ZM178 207H176V209H177ZM186 208H187V206H186ZM197 208V207H196ZM30 209V208H29ZM83 209V208H82ZM155 209V208H154ZM10 210H11V208H10ZM71 210V209H70ZM138 210H140V209H138ZM150 210H152L151 208H150ZM159 210V209H158ZM169 210V209H168ZM167 210V211H168ZM171 210V209H170ZM173 210V209H172ZM189 210V209H188ZM191 210V209H190ZM189 210V211H190ZM196 210V209H195ZM199 209H197V211H198ZM1 211H3V210H1ZM9 211V210H8ZM91 211H93V210H91ZM134 211V210H133ZM160 211V210H159ZM165 211V210H164ZM166 211V212H167ZM178 211H180V210H178ZM80 212V211H79ZM85 212H87V211H85ZM139 212V211H138ZM154 212V211H153ZM163 212V211H162ZM177 212V211H176ZM181 212V211H180ZM195 212V211H194ZM9 213H11L10 211H9ZM152 213V212H151ZM151 213H149L150 214V216H151ZM175 213V212H174ZM181 213H183V212H181ZM185 213V212H184ZM183 213V214H184ZM200 213V212H199ZM198 213V214H199ZM232 213H240V211H237V210H234V211H230V212H228V216H230L231 217V215L232 216H234ZM55 214V213H54ZM71 214H73V213H71ZM82 214V213H81ZM166 214V213H165ZM182 214V215H183ZM226 214V213H225ZM2 215V214H1ZM25 215V214H24ZM83 215V214H82ZM89 215V214H88ZM148 215V214H147ZM177 215V214H176ZM181 215V216H182ZM189 215H191V214H189ZM192 215H193V213H192ZM195 215V214H194ZM3 216V215H2ZM166 217H167V215H165ZM168 216H169V214H168ZM170 216H172V215H170ZM185 216V215H184ZM214 216V215H213ZM217 216V215H216ZM237 216V215H236ZM6 217V216H5ZM80 217V216H79ZM87 217V216H86ZM85 217V219H84V224H83V226L80 228V230L79 231H75V233H74V238H78L81 242H82V245L87 249V251H86V254H85V256L84 257H86V259L85 260H90L91 258H93V256L94 255H98V254H100L99 256H101V255H103L104 253H105V248H106V244H99L98 245V243L96 242V241H91V237H90V235H89V232H88V227H89V219L88 218H86ZM165 217V219H167ZM2 218V217H1ZM74 218H75V216H74ZM78 218V217H77ZM191 218V217H190ZM193 218V217H192ZM220 218H222V214H219V219ZM233 218V217H232ZM236 218V217H235ZM241 218H242V222L240 221L239 223H237V224H234V228L235 229H237L236 231H238V230H240L241 228H244V227H246L249 231H251L253 234H254V238H252L249 234L247 235L246 234V236L245 235H243L242 234V236H240L241 234H237V235H235V243H236V249L230 254L231 255V257H232V259H233V264H247V262L248 261H245V260H247L246 258H245V256L243 257L241 254L242 253H248L249 255L250 254H253L254 252H255V254L257 255V256H264V228H262V229H258L259 230V232L257 231V232H255L251 227H250V225L246 222V219H245V215H242L241 216ZM240 218V219H241ZM79 219V218H78ZM77 219V220H78ZM164 219V218H163ZM172 219H174V217L172 218ZM186 220H187V217L185 218ZM255 219V218H254ZM257 219V218H256ZM11 220V219H10ZM149 220H151V219H149ZM162 220V219H161ZM186 220H185V222H186ZM189 220H191V219H189ZM260 220H262V219H260ZM82 221H83V219H82ZM152 221V220H151ZM153 221H154V219H153ZM165 221H168V219L167 220H165ZM164 221V222H165ZM181 221V220H180ZM184 221V220H183ZM220 221V220H219ZM263 221V220H262ZM22 222V221H21ZM32 222V221H31ZM170 222V221H169ZM191 222V221H190ZM189 221H188V223H190ZM213 222V221H212ZM260 222V221H259ZM24 223V222H23ZM81 223V222H80ZM150 223V222H149ZM182 223V222H181ZM177 224V223H176ZM191 224V223H190ZM255 224V223H254ZM179 225H180V223H179ZM193 225V224H192ZM218 225V224H217ZM223 226H224V224H222ZM177 226H178V224H177ZM252 226H253V224H252ZM263 226H264V224H263ZM27 227V226H26ZM110 227V226H109ZM186 227H187V225H186ZM188 227H190L189 226V224H188ZM171 228H173L172 226H171ZM191 228V227H190ZM190 228H188V231H187V233H185V231H184V234H186V236H192L191 234H193V232H192V230L190 229ZM217 228V227H216ZM227 228V227H226ZM230 228H232V227H230ZM229 228V229H230ZM251 228V229H250ZM107 229H108V226H106L105 227V229L104 230H99V233L100 234H102L104 237H105V242L107 243L108 241H110L112 238H113V235L114 234H112V233H109V234H107ZM176 230H177V228H175ZM182 229V228H181ZM184 229V228H183ZM186 229V228H185ZM228 229V228H227ZM187 230V229H186ZM197 230V229H196ZM226 230V229H225ZM232 230V229H231ZM170 231V230H169ZM179 231V230H178ZM228 231V230H227ZM233 231V230H232ZM176 232V231H175ZM181 232H183L182 230H181ZM72 233V232H71ZM227 233V232H226ZM9 234V233H8ZM39 234V233H38ZM51 234V233H50ZM172 234V233H171ZM174 234V233H173ZM179 234H181L180 233V231H179ZM183 234V233H182ZM11 235V234H10ZM58 235V234H57ZM176 235V234H175ZM228 235V234H227ZM252 235V234H251ZM6 237H7V235H5ZM179 236V235H178ZM20 237V236H19ZM55 237H57V236H55ZM193 237V236H192ZM50 238V237H49ZM175 238V237H174ZM177 238V237H176ZM228 238V237H227ZM233 238V239H234ZM4 239H6V238H4ZM60 239V238H59ZM62 239V238H61ZM68 239V238H67ZM8 240V239H7ZM6 240V241H7ZM13 240V239H12ZM47 240H49L48 238H47ZM180 240V239H179ZM224 240V239H223ZM225 240H227V239H225ZM27 241H29V240H27ZM40 241H42V240H40ZM63 241V240H62ZM177 241V240H176ZM1 242V241H0ZM59 242V241H58ZM221 242V241H220ZM219 242V243H220ZM17 243V242H16ZM32 243V242H31ZM60 243V242H59ZM8 244V243H7ZM10 244V243H9ZM34 244V243H33ZM48 244V243H47ZM58 244V243H57ZM65 244V243H64ZM218 244V243H217ZM11 245V244H10ZM19 245V244H18ZM41 245V244H40ZM180 245V244H179ZM8 246V245H7ZM13 246V245H12ZM26 246V245H25ZM28 246H30L29 244H28ZM63 245H60L59 244V247L58 248H60V247H62ZM65 246V245H64ZM221 246V245H220ZM224 246V245H223ZM2 247V246H1ZM6 247V246H5ZM31 247V246H30ZM29 247V248H30ZM180 247V246H179ZM12 248V247H11ZM26 248V247H25ZM24 248V249H25ZM28 248V247H27ZM34 248V247H33ZM39 248V247H38ZM42 248V247H41ZM2 249V248H1ZM62 249V248H61ZM60 249V250H61ZM10 250V249H9ZM16 250V249H15ZM57 250V249H56ZM105 250V251H104ZM183 250V249H182ZM12 251V250H11ZM104 251V252H103ZM185 251V250H184ZM221 251V250H220ZM13 252V251H12ZM15 252V251H14ZM18 252V251H17ZM56 252H58V251H56ZM179 252H180V250H179ZM11 253V252H10ZM26 253V252H25ZM36 253V252H35ZM62 253V252H61ZM183 253H185V252H183ZM12 254V253H11ZM11 254H9L10 256H11ZM23 254V253H22ZM21 254V255H22ZM186 254V253H185ZM5 255H8V254H6L5 253ZM19 255V254H18ZM184 255V254H183ZM246 255V254H245ZM23 256V255H22ZM30 256V255H29ZM28 256V257H29ZM32 256V255H31ZM34 256V255H33ZM217 256V255H216ZM13 257H15V256H13ZM189 259V258H188ZM231 259V260H232ZM8 260V259H7ZM223 261V260H222ZM208 263V262H207ZM221 263V262H220ZM108 264V263H107Z\"/></svg>",
  "mask_w": 264,
  "mask_h": 264
}]
</instances>
